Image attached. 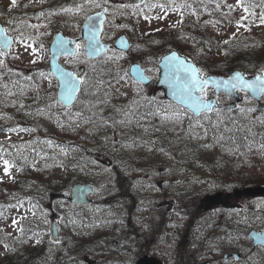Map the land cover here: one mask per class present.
Returning <instances> with one entry per match:
<instances>
[{"label": "rangeland", "instance_id": "rangeland-1", "mask_svg": "<svg viewBox=\"0 0 264 264\" xmlns=\"http://www.w3.org/2000/svg\"><path fill=\"white\" fill-rule=\"evenodd\" d=\"M70 1L17 0L12 6L11 0H0V22L15 36L10 55L0 57L4 61L0 66V259L8 254L16 264H24L19 258L27 253L33 256L37 250L42 257L32 264H119V260L131 264L130 250L133 255L148 251L154 237L157 251L169 242L170 226L181 220L176 216L170 225L171 207L180 200L185 204L184 198H178L182 192L206 194L236 180L263 184L264 148L239 145L234 141L236 129L213 131L221 123L218 116L203 125L188 119L179 106L169 111L172 104L154 84L135 83L127 71L130 64L139 60L156 79L159 52L169 44L167 49L179 47L207 68L223 70L227 64V69L248 57L243 61L248 69L264 73V8L261 4L249 9L244 0H174L175 6L184 7L165 15L153 5H167L169 0H144L136 9L121 8L123 0H96L99 7L84 0ZM65 3L63 8L83 7L78 12L61 11L57 4ZM105 4L109 11L103 39L113 44L126 33L133 52L111 50L91 60L81 39L77 54L61 59L72 69L85 68L82 93L68 107L57 99L56 77L43 67L48 47L58 31L81 38L86 16ZM36 12L44 15L36 18ZM235 50L243 56L256 54L235 60ZM117 73L124 79L117 82ZM242 95L234 98L236 107L254 110L240 109L234 115L243 118L249 129L262 126L258 102L253 103L248 93ZM227 98L220 96L232 102ZM145 104L158 111L141 107ZM136 111L146 119L133 116ZM158 132L167 135L159 139ZM4 161H8L7 174ZM178 179L186 187L181 188ZM75 181L96 186L92 205L50 197ZM13 219L18 226H13ZM53 219L61 222L58 243L50 237ZM26 223L32 228L27 235ZM102 252L105 258H99ZM27 260L30 264L32 258ZM0 264L10 263L0 260Z\"/></svg>", "mask_w": 264, "mask_h": 264}, {"label": "flooded vegetation", "instance_id": "flooded-vegetation-1", "mask_svg": "<svg viewBox=\"0 0 264 264\" xmlns=\"http://www.w3.org/2000/svg\"><path fill=\"white\" fill-rule=\"evenodd\" d=\"M228 99L232 98L228 97L226 100ZM262 100L264 101V98ZM141 107L146 108L149 105L145 104ZM240 109L241 106L238 105L236 111ZM262 135L256 140L258 146L264 145V131ZM236 136L234 141L242 142L238 139V134ZM248 141L245 143L246 146L252 148V140L248 139ZM241 181L220 185L221 189L215 190H222L225 193L218 197L220 204L209 205L200 211L197 209L207 193L180 194L178 198H184L185 204L183 205L180 200L178 206L171 207L174 215L170 225L176 220V216L181 220L177 225L170 226L171 231L167 233L169 242L165 241L164 249L156 250L153 245L154 237L152 241L149 240L151 247L148 251H139L133 255L135 251L130 250L133 262L131 260L125 262L139 264L142 255L150 253L160 258L163 264H264V195L226 194L235 187L247 185L246 182ZM178 185L181 188L186 187L182 179H178ZM187 217L189 222L185 226ZM137 238L140 239L139 236ZM136 244L139 246V241ZM97 250L99 251L100 248ZM41 255L37 258L38 263ZM99 258H105L103 252L99 253ZM34 261L35 258H32L29 263L32 264ZM121 261L119 260L118 263L121 264ZM93 262L95 263L96 260ZM101 264H109V262L104 261Z\"/></svg>", "mask_w": 264, "mask_h": 264}, {"label": "water", "instance_id": "water-1", "mask_svg": "<svg viewBox=\"0 0 264 264\" xmlns=\"http://www.w3.org/2000/svg\"><path fill=\"white\" fill-rule=\"evenodd\" d=\"M128 3L136 4V3H140V0H131ZM36 16L38 17L39 14H36ZM88 17H92V20L86 19L85 22L83 23V25H82V36L86 39V44L89 43L90 39L94 42H98V47L101 48L102 51L96 53L95 55H93L91 57L89 56L92 59H96L106 49H108L110 47L109 44L104 43L101 39L103 23L106 20V8H103L101 11L93 13V14L89 15ZM0 28L5 29V27L1 23H0ZM90 28L93 29V31H90ZM6 35L8 38H10L11 46H12L14 37L9 35L7 33V31H6ZM2 41H3V37H0V42H2ZM61 41H72L73 42L71 44L66 45V47L68 49L67 52L64 51V49L61 47ZM77 41H78V39H76V38L72 39V38L64 36L62 33H58V34H56V36H55V38L52 41L51 46H50V52H51L50 67H51L52 72L55 74V76L58 78V81H59V88H58V95L57 96H58L59 101H61L66 106H71L75 102L76 97L80 91H77L74 93L71 101L67 100L66 97H67V91L68 90L64 87L63 80L61 79V70L63 72H67V73H74V72L72 70L64 67L60 63V58L64 55H70L69 53L72 52L73 50L75 52H77V47H76ZM114 45L117 49H122L124 51H128L130 48V42H129V39L127 38L126 35H121L120 37H118ZM10 49H6L5 51H7L9 54ZM173 53H175L179 58L186 60L185 66H188L190 64V65L194 66L196 69H198L199 74L201 75L198 66L193 61L189 60L187 57L180 54L178 51L174 50V51H171L168 54L164 55L159 62L160 76H159V81L157 83V87L163 88L166 96L169 99L187 107V105L179 97V89L177 87H174L175 76H176V67H177L178 62L172 61L169 59V57H171V55ZM236 72L241 73L243 75V77L249 81L254 80L257 75H261V74H256L253 76H246L242 71L235 70L232 73H230L228 76L208 75L206 77H201V78H206L209 81L206 88L213 87L215 89L216 93H221V92H226L224 90V88L222 86L220 88H217L216 85L214 83H212V81L226 80ZM131 74L139 82L149 84L152 81L151 78H149L145 74L143 68L138 63H134L131 66ZM181 75H183V73H181ZM76 77L80 78L77 75H76ZM81 84L82 83H80L78 85L80 90H81ZM234 94L238 95V93H231L229 95H234ZM253 98H255L258 101L261 99L260 97H253ZM207 100L210 101L215 107L223 106L226 109H230V108H233L235 106V104L220 105L216 101L215 98H211V99H207ZM260 109L264 111V105L263 104L260 105ZM92 191H93V189L89 183L85 184L82 182H78V183L74 184L72 187L71 200L74 203L88 204V203H90L89 194ZM244 192L253 193V194L264 193V186H258V187H253L251 189H246V190H244ZM221 193L222 192H218V193H216V195L208 196L207 202H209L210 204H214L215 202H218L217 199L221 195ZM236 193H241V190H237ZM50 197L53 199L65 198L66 193L65 192H52V193H50ZM51 237L54 241H57L60 238L59 224L56 221H53L51 224ZM139 264H158V262L153 257L146 255L140 260Z\"/></svg>", "mask_w": 264, "mask_h": 264}, {"label": "snow or ice", "instance_id": "snow-or-ice-1", "mask_svg": "<svg viewBox=\"0 0 264 264\" xmlns=\"http://www.w3.org/2000/svg\"><path fill=\"white\" fill-rule=\"evenodd\" d=\"M85 3H93L95 6L99 7V4L96 2V0H84ZM239 2V0H238ZM140 3H144V0H140ZM12 6L17 5V0H11ZM154 7H160L162 10H164L165 15L169 11L178 12L179 8L184 7L183 4L179 6H175L174 0H169V4H157L153 5ZM188 7H191V5H187ZM27 7V5H25ZM83 5H77L75 9L73 8H63L61 11L66 12H72V11H80ZM121 8L123 7H132L133 9L139 8V4H128V5H120ZM145 7H148L147 4H145ZM217 9H219L220 4H216ZM230 9L232 8L231 5L228 6ZM245 11H247V8H245ZM195 14V12L193 13ZM41 16L44 15V13L40 14ZM88 20H92V17H88ZM145 19H148L147 16H145ZM178 21V23L182 22ZM242 19H244L242 17ZM261 23H264V17L261 19ZM239 26V25H238ZM31 27H37L36 25H31ZM90 31H93V29L90 28ZM0 37H3V41L0 42V57L7 56L8 52L5 51L6 49L11 48V40L6 35V29L0 28ZM73 43L72 41H61V47L64 49V51H68L66 45ZM27 47H31V45H28ZM27 47L25 50L27 51ZM77 48H79V45H76ZM33 53L36 52V49H32ZM102 51L101 48L98 47V42H94L90 39L89 43L85 45V54L88 56H93L96 53ZM70 55H76L77 53L73 50L69 53ZM172 61H177V67H176V76H175V84L174 87H177L179 89V97L180 99L187 105L188 111L192 113V115L199 116L201 114L206 115L210 112H217L219 113V109H217L210 101H208L205 96V89L208 85L209 81L206 78H201V75L199 74L198 69H196L192 65H186V60L179 58L175 53L169 57ZM32 63H35L33 60ZM4 65L3 59H0V66ZM183 73V75H181ZM39 76L45 77L44 73H38ZM61 79L63 80L64 87L68 90L67 91V100L71 101L73 98V95L75 92L80 91L78 85L83 82L82 78L76 77L74 73H67L63 72L61 70ZM115 79H117V82L120 79H124L123 76H120L119 73L116 74ZM103 83V81H101ZM216 85L217 88H220L221 86L224 88V90L231 94V93H239V92H245V93H251L253 97H260L264 98V76L257 75L254 80L249 81L246 80L243 75L239 72L234 73L232 76H230L226 80H219V81H212ZM6 88L7 85H4ZM11 95V93H9ZM120 109H117L119 111ZM254 109H241V111H253ZM228 111H231V109H228ZM179 113H177V116L179 117ZM185 115H187V112H185ZM130 118V117H129ZM190 119V117H189ZM120 123H123V121H120ZM201 127L203 125H200ZM219 125H215L214 127H218ZM190 129L193 127V125L190 123L189 125ZM27 130V129H25ZM8 131H15V129H8ZM207 130L205 129V132ZM225 131H231V129L225 128ZM47 143L51 144V141H47ZM127 146V145H126ZM261 147H264V145H261ZM4 171L7 174L9 171L8 161H4ZM18 206H22V202H18ZM31 210V209H30ZM35 214V213H33ZM13 226H18L19 221L17 219H13L12 221ZM19 230L23 232V228L20 227ZM39 242V241H37ZM59 242L58 240L56 241Z\"/></svg>", "mask_w": 264, "mask_h": 264}, {"label": "trees", "instance_id": "trees-1", "mask_svg": "<svg viewBox=\"0 0 264 264\" xmlns=\"http://www.w3.org/2000/svg\"><path fill=\"white\" fill-rule=\"evenodd\" d=\"M249 2H252V4H255V3H260V2H264V0H244V3L246 4V5H248V3ZM169 47V46H168ZM176 48H178V49H180L179 47H176ZM167 51V46H165L161 51H160V53H164V52H166ZM180 51L181 52H183V53H185L186 51H184V50H182V49H180ZM250 55H252V54H249L248 56H250ZM247 55H245V56H243L242 55V53H239L238 51H236L235 50V52H234V55H233V58L235 59V60H240V59H243L244 57H246ZM240 63L241 62H239V63H236V65L235 66H231V67H229V68H227V69H225L226 68V65L227 64H225V67H224V69L223 70H217V69H213V71H210V68H207V67H203L202 65H201V68H202V70H205L206 72H216V73H221V74H225V73H227V72H230L231 70H233V68L235 69H237V68H239V69H245V70H248V69H246V68H244V67H242L241 65H240ZM10 81L11 80V77H10V79H9V76H7V81ZM8 81V82H9ZM226 115H227V113H226ZM241 119V118H240ZM240 119H236V120H228V121H225L224 119H222V121H221V123H220V125L218 126V127H215V128H213V131H215L216 129L218 130V131H223V130H225V128H228V129H231V130H234V129H236V130H239V131H248L249 130V128L245 125V123H244V120L242 121V120H240ZM257 123V122H256ZM259 124V123H258ZM237 126V127H236ZM234 127H236V128H234ZM253 130H256V131H261L262 130V127L261 126H258V125H256L255 126V129H253ZM162 137V134L160 133V134H158L157 135V138H161ZM85 161H93L92 159H86ZM43 199V202L44 203H47V199H45L44 197L42 198ZM23 226H25L26 227V230L24 231L25 233H27L28 231H29V228L32 230V228L30 227V226H27L26 224L25 225H23ZM7 254H5L4 256V258H1L0 260L1 261H8V260H11V264H16V262H15V257H13V256H11V257H7L6 256ZM40 255V253L37 251V250H35L34 252H33V256L35 257V259H37L38 258V256ZM29 258V254L27 253V254H25L24 256H21L19 259H21L23 262H24V264H27V259Z\"/></svg>", "mask_w": 264, "mask_h": 264}, {"label": "bare ground", "instance_id": "bare-ground-1", "mask_svg": "<svg viewBox=\"0 0 264 264\" xmlns=\"http://www.w3.org/2000/svg\"><path fill=\"white\" fill-rule=\"evenodd\" d=\"M247 134L248 133H245V132H239L238 133V139L240 141H242V142H239V143H243V144L248 143L249 142L248 139H249V140H252L251 141L252 146L253 145H256V138H255V136H253V135H247Z\"/></svg>", "mask_w": 264, "mask_h": 264}]
</instances>
